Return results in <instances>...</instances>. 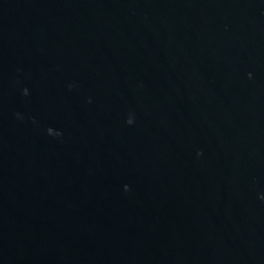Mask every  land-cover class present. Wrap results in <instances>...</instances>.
Listing matches in <instances>:
<instances>
[{
  "label": "water",
  "instance_id": "1",
  "mask_svg": "<svg viewBox=\"0 0 264 264\" xmlns=\"http://www.w3.org/2000/svg\"><path fill=\"white\" fill-rule=\"evenodd\" d=\"M0 264H264V0H0Z\"/></svg>",
  "mask_w": 264,
  "mask_h": 264
}]
</instances>
